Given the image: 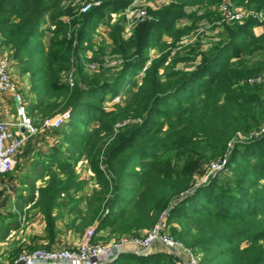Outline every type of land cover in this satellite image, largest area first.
Returning a JSON list of instances; mask_svg holds the SVG:
<instances>
[{
    "label": "trees",
    "instance_id": "obj_1",
    "mask_svg": "<svg viewBox=\"0 0 264 264\" xmlns=\"http://www.w3.org/2000/svg\"><path fill=\"white\" fill-rule=\"evenodd\" d=\"M170 1L149 9L153 20L125 39L123 13L133 0H109L85 14L72 0H0V50L31 74L38 96L31 111L44 119L70 111L58 130L60 145L34 163L31 176L49 178L30 203L50 242L63 210L76 232L96 221V242L102 233L106 240L140 237L166 213L169 234L199 253L201 264H264V134L246 142L238 137L264 126V85L247 83L264 74V29L256 32L264 23L252 16L219 25L212 8L194 10L225 0ZM230 1L264 14V0ZM113 15L119 16L115 23ZM184 20L191 24L179 26ZM101 26L120 60L115 68L101 61L104 48L87 59ZM202 26L222 29L221 39L207 45L199 36L166 65L173 49ZM154 50L160 52L155 59ZM87 62L99 63V70L88 72ZM179 63L185 67L176 69ZM73 70L71 88L63 80ZM117 97L121 102L108 108ZM226 157L230 174L195 187L212 161ZM82 161L98 186L90 196L80 195L90 183L76 172ZM106 264L176 263L159 251L123 253Z\"/></svg>",
    "mask_w": 264,
    "mask_h": 264
},
{
    "label": "built area",
    "instance_id": "obj_2",
    "mask_svg": "<svg viewBox=\"0 0 264 264\" xmlns=\"http://www.w3.org/2000/svg\"><path fill=\"white\" fill-rule=\"evenodd\" d=\"M109 0H76L79 14H85L95 7H99ZM170 0H150L148 6L153 10H158L169 6ZM202 14L203 8H195ZM221 17L219 25L242 23L249 17L258 18L264 23V14L255 13L233 6L229 1L221 3L216 9ZM125 18V30L123 36L128 39L132 36L133 30L138 24L151 21L153 17L143 3L133 0L131 6L123 13ZM113 22L118 15H113ZM91 52H87V59L91 60ZM104 65L107 67H117L120 65L118 58H105ZM150 62L147 63L141 75L147 70ZM86 70L95 73L99 70V63L87 62ZM73 72V71H72ZM64 75V81L73 88L75 85L74 73ZM249 85H264V74L253 76L247 80ZM0 93L9 95L16 104V120H0V175H7L13 172L17 164V156L27 146L30 140L38 133V128L34 119L28 112V105L22 92L20 84L11 73V63L7 57L0 56ZM117 97L113 103H119ZM70 119V111L66 110L55 118H45L43 126L49 129H59L66 125ZM264 134V126L260 130L252 132L249 136L239 134V140L246 142L253 137ZM232 141L229 146H233ZM228 168L227 157L222 160L211 162L207 170L201 176L195 187L206 184L217 174L226 172ZM107 213V212H106ZM164 213L161 220L155 227L141 237H123L120 240H113L110 243H96L94 238L98 235L96 227H89L75 249L69 248H35L31 251H24L12 264H106L116 260L123 253H134L141 256H148L153 252L156 245L163 248L164 252L174 258L176 264H201L200 257L191 249L186 248L180 241L172 237L167 231Z\"/></svg>",
    "mask_w": 264,
    "mask_h": 264
},
{
    "label": "rangeland",
    "instance_id": "obj_3",
    "mask_svg": "<svg viewBox=\"0 0 264 264\" xmlns=\"http://www.w3.org/2000/svg\"><path fill=\"white\" fill-rule=\"evenodd\" d=\"M138 1L140 3H143L147 10L151 9L148 6V3L150 2V0H138ZM225 1H223V2H225ZM227 1H229L236 8L245 9V8L237 7L230 0H227ZM223 2H221V3H223ZM75 3H76V0H72V4L76 8L75 11L78 12V8H77ZM220 4L215 5V6H211V7H208L206 5H201V6H198V8H203V11H205L207 8H210V9L212 8V10H213V8L216 9ZM194 10H195V8H194ZM195 11H197V10H195ZM118 20H119V16H118V18H117V20L115 22H117ZM124 24H125V21H124ZM190 24H191V21L184 20V21H182L179 24V26L190 25ZM125 26H126V24H125ZM202 27H199L198 30L193 31L188 38L184 39L183 43L179 44L177 48L173 49L172 55L170 56V59H169V62L166 65H169V63L174 59V57L176 56L177 53L180 52L182 54V56H184L188 52V49H186L188 44L195 43L199 36L201 37L200 40H203L204 43H206L207 45L208 44H212V42L215 41V40L221 39L220 34L222 32V29H220V30L219 29H213V28L208 27V26L205 27V28L204 27L202 28ZM263 29H264V27L258 28L256 30V32L259 33ZM108 31H109L108 28L101 26V27H99L98 31L94 35V37H93V41H94L93 42V44H94L93 51H89V52L92 53L91 54L92 55L91 60L93 59L94 54L96 52H100L102 48L105 49L106 53L101 56V61L104 62L105 58H107V59L108 58H118L117 56H113L111 54V42L108 39V35H107ZM200 33H202V34H200ZM48 40H49L48 37H46L43 40V43L45 44V46L48 45ZM166 40L170 41V39H168V38H166ZM0 54H2V55L6 54L7 55L6 57L9 59V61L11 63V73L14 76V78H16L18 83L21 85L22 92L24 93V97H25V100H26L27 105H28V112H29V114L32 113L31 114L32 116L31 115L30 116L34 119L35 124H36V126L38 128L37 135L35 137H33L32 140L29 141L27 146L21 151V154L18 157V161H19V163L22 162L21 163L22 165L17 163L16 168H15V170L13 172L14 174H12V176H24V175L25 176H31L30 171L33 170L34 163L44 160V157L48 156V154L51 153L52 148L54 146L58 147L60 145L61 135L58 133L59 132L58 130L60 128L59 129H49V128H46L45 126H43L44 118H42L40 113L37 112V111L33 113L31 111V108H30L32 103L33 104L38 103V96H37V94L35 92L32 91L31 74L29 72H25L24 71L25 68H24L23 64H20L18 62H14L13 60L10 59L11 58V53H10L9 50H0ZM159 56H160V52L158 50H154L153 52H151V57L153 59H155V58H157ZM259 58H261V57H259ZM259 58H256V60H259ZM262 59H264V57ZM149 62H150V65H151L152 60H150ZM195 64H193V65H195ZM184 67H185L184 63H179L176 66V69H183ZM72 73H74V70H73ZM74 75L76 77V73H74ZM141 76L142 75L139 76V79H141ZM120 102H121V98H120ZM112 104H113V102L111 104H108L107 107L111 109L112 108ZM56 116H54L52 118H55ZM28 147H30L31 150H30L29 154L24 155L23 153ZM214 161H212V162H214ZM76 172L82 178H85V176H93V174L91 173V171L89 169V166L84 161L80 162L77 165ZM220 174L221 175L230 174V168H227L226 172H223V173H220ZM217 175H219V174H217ZM200 179H202V177H198L197 178V182ZM15 200L17 201V198L14 199L9 194L7 195L4 192L0 193V206H9L11 204L17 205ZM67 213H68V210H63V215L67 216ZM40 219L43 220V217L39 214V212L37 210H34V209L31 210L30 209L29 211L27 210V211H23L22 213H20L19 216H18V219H17L18 221L17 222L20 223V227L19 228L24 231L25 229H27L29 227H32V225L38 226L39 222H40ZM10 221L15 223L14 221H12V219H10ZM167 231H168V229H167ZM84 233H80V232L74 231L70 235L65 236V238L67 239V242L68 241H72L73 242L74 239L77 240L79 238V242H80V240L82 239ZM143 235L144 234H142L141 236H143ZM20 236H21V239H24V238L26 239L27 238L26 235H24L23 233H22V235H20V233H17V235H15V238L20 237ZM101 236L103 237V239L97 240L98 242L95 241L96 243H101V244L110 243V242H104V241H106L105 238H107L106 235H101ZM101 236H99V237H101ZM111 240L113 241V239H111ZM79 242H78V244H79ZM77 245L76 246L75 245H68V246L62 245L64 247H62V246L61 247L62 248H69V249H75L77 247ZM38 248H40V247H38ZM31 250H24V251H31ZM24 251H22L20 254H22ZM195 254L201 258V255L199 253L196 252Z\"/></svg>",
    "mask_w": 264,
    "mask_h": 264
},
{
    "label": "crops",
    "instance_id": "obj_4",
    "mask_svg": "<svg viewBox=\"0 0 264 264\" xmlns=\"http://www.w3.org/2000/svg\"><path fill=\"white\" fill-rule=\"evenodd\" d=\"M6 54L4 55L0 54V56L6 57L7 56ZM16 112H17V108L13 99L7 94L0 93V120L15 121ZM19 155L17 156L16 159L17 163H19L18 161ZM21 163L19 164L22 165ZM13 172L7 175H0V193L4 192L7 195L8 194L11 195V197H13L14 199L17 198V201L15 200L17 205L11 204L9 206H0V219H1L0 220V264H12V262L17 258V256L22 251L31 250L36 247L50 246V248H62L68 245L76 246L79 242V238L77 240L74 239L73 242L72 241L67 242V239L65 238V236L70 235L72 232L75 231L67 227L69 226L70 221L73 219V217L68 214L58 222L57 230L59 231V233L53 242H50V240L46 235L45 232L46 224L42 219H40L38 226L32 225V227H29L24 231L19 228L20 223L17 222L18 221L17 219L20 213L27 210L29 211L30 209L31 210L34 209L38 211V209L33 207L34 203H30V197L33 194H35V196L38 197L37 189L39 187L44 186L45 181L48 180L49 177L45 176V178H42L41 176H25V175L12 176V174H14ZM92 178L93 176H85V178H82V179H87L90 183L85 188L84 192L80 195L90 196L93 193V190L95 188H98L95 182L91 181ZM81 207L82 208L85 207V202L81 204ZM55 213H57V211ZM10 219H12V221H14L15 223L11 222ZM92 226L96 227L97 222L95 221L92 225L88 227H92ZM17 233H20V235H22L23 233L24 235H26L27 238L21 239V236L15 238V235H17ZM101 235L107 236V233H102ZM111 241L112 240H106L104 242H111ZM61 244L64 246H62ZM159 251L164 252L161 246L156 245L153 249V252H159Z\"/></svg>",
    "mask_w": 264,
    "mask_h": 264
}]
</instances>
